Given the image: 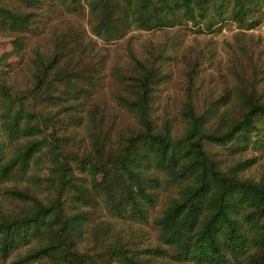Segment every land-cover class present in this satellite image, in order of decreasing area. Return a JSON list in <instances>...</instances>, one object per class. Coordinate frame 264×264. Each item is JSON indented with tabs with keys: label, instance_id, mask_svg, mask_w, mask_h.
<instances>
[{
	"label": "trees",
	"instance_id": "1",
	"mask_svg": "<svg viewBox=\"0 0 264 264\" xmlns=\"http://www.w3.org/2000/svg\"><path fill=\"white\" fill-rule=\"evenodd\" d=\"M85 4L93 36L71 21L53 25L24 83L12 82L9 60L24 59L48 10L86 14ZM263 19L264 0H0V35L13 45L0 58L8 67L0 73V262L264 264V174H246L255 159L223 166L209 149L246 155L264 147V46L249 34ZM228 23L239 32L219 93L200 98L204 57L191 47L182 54L180 136L155 112L170 49L150 44L138 56L130 47L128 67L108 75L94 39H121L132 28L203 33ZM108 77L113 107L98 95ZM164 194L153 222L158 243L144 246L130 229L149 223Z\"/></svg>",
	"mask_w": 264,
	"mask_h": 264
},
{
	"label": "rangeland",
	"instance_id": "2",
	"mask_svg": "<svg viewBox=\"0 0 264 264\" xmlns=\"http://www.w3.org/2000/svg\"><path fill=\"white\" fill-rule=\"evenodd\" d=\"M86 5V4H85ZM46 7L42 8L44 11ZM86 14H60L48 10L40 22V29L38 34L31 36L26 49L24 50V59L12 57L9 60L15 72L11 73L13 79L15 77L18 81L16 85L21 86L23 79L27 74V65L30 58L33 56V50L36 47H44L47 44V38L53 25H59L62 21H71L75 24L83 26L89 35L92 37L91 29L94 25V17L89 14L88 4L86 5ZM198 28L193 29L192 26L176 27L173 29H165L161 31H143L132 28L127 31L125 36L121 39L111 41H104L94 38L98 42L101 51L108 58L107 73L111 75L114 68H127L130 63L129 50L130 47L138 56L146 54L147 45H155L156 47L166 46L170 49L167 54L172 60H168L163 67L164 71L168 73L166 83L159 86L155 95V112L158 121L168 117L175 126L176 136H180L184 131V121L181 116L184 101L186 99L187 77L185 75L184 63L182 62V54L186 48L191 47L196 49L202 57H204V67L200 71L197 79V93L202 99L203 95L210 93H219L222 89L221 81L226 79L225 68L228 63L230 43H233L234 36L239 32L236 25L228 23L222 29L215 28L212 31L199 33ZM249 34H253L258 38H262L264 46V19L261 25ZM12 38L0 35V58L13 51ZM8 71V67L0 66V73ZM115 87L113 79L108 77L106 83L98 91L99 97L107 99L111 106H115L111 97V93ZM122 120H130L128 115L122 113ZM214 157L221 161L223 166L234 163L239 157L244 159H255L252 169L246 173L254 178H259L264 174V147L259 151L250 150L246 155H237L234 152L218 147H209ZM46 174V170H43ZM31 182V178H28ZM46 182V179L43 180ZM32 184V182H31ZM42 184V183H41ZM38 192L45 193V187L42 186V192L39 190V184L33 185ZM42 195V196H43ZM168 195H162L158 207L149 213V223L141 224L134 222L130 229L134 233L139 234V240L142 245H157L159 240V232L154 228L153 222L160 215L164 202ZM129 231V232H131ZM0 264H11V260L7 263L0 262ZM157 264H179L171 261L161 260Z\"/></svg>",
	"mask_w": 264,
	"mask_h": 264
}]
</instances>
